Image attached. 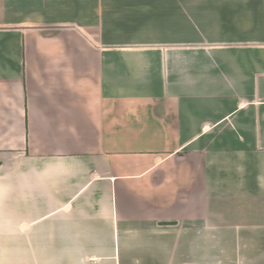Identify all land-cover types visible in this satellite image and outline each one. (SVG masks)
Segmentation results:
<instances>
[{
  "label": "crops",
  "instance_id": "1",
  "mask_svg": "<svg viewBox=\"0 0 264 264\" xmlns=\"http://www.w3.org/2000/svg\"><path fill=\"white\" fill-rule=\"evenodd\" d=\"M0 264H264V0H0Z\"/></svg>",
  "mask_w": 264,
  "mask_h": 264
}]
</instances>
